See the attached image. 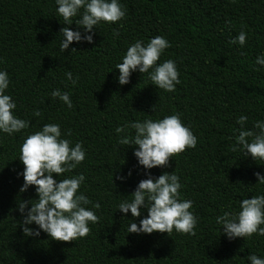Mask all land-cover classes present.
Returning a JSON list of instances; mask_svg holds the SVG:
<instances>
[{
	"label": "trees",
	"instance_id": "1",
	"mask_svg": "<svg viewBox=\"0 0 264 264\" xmlns=\"http://www.w3.org/2000/svg\"><path fill=\"white\" fill-rule=\"evenodd\" d=\"M120 3L126 9L122 20L101 23L92 44L73 42L62 53L64 22L55 0H0V70L9 74L7 92L16 101L15 114L30 121L26 130L0 134V264H247L249 254L264 257V236L226 239L215 219L264 191L253 175L264 173V161L233 151L230 139L240 115L248 117L246 128L264 119V69L254 70L256 56L264 53V0ZM241 30L247 33L243 47L230 43ZM156 35L170 44L160 60L176 62L180 83L175 90L155 88L147 74L138 72L120 85L114 66L127 46ZM66 70L78 77L75 85L65 78ZM55 88L70 93L71 109L50 96ZM37 109L40 116H33ZM173 113H180L197 143L175 154L167 167L148 172L158 177L175 171L182 198L193 201L198 216L194 233H127L128 220L138 225L140 217L121 214L116 205L147 177L133 147L117 143L122 134L115 128ZM45 123H59L62 136L71 134L64 138L82 143L85 159L73 174H84L80 191L101 205L89 233L73 241H56L43 232L26 237L19 227L17 202L36 198L33 186L19 192V149L24 136Z\"/></svg>",
	"mask_w": 264,
	"mask_h": 264
},
{
	"label": "clouds",
	"instance_id": "2",
	"mask_svg": "<svg viewBox=\"0 0 264 264\" xmlns=\"http://www.w3.org/2000/svg\"><path fill=\"white\" fill-rule=\"evenodd\" d=\"M55 5L56 14L64 22L59 31L62 38L58 45V51L62 53L73 42L92 44L93 30L98 25L115 24L126 15L120 0H55ZM72 24L77 26L76 30L68 27ZM113 35L118 36L119 33L114 31ZM246 38L247 33L241 30L231 38L230 43L243 47ZM169 47L168 40L161 35L151 37L146 43L137 39L129 44L120 62L114 66L118 71L117 82L125 85L130 75L138 72L147 74L155 88L164 92L174 91L180 83L176 62L173 59L160 60ZM73 51H76L75 48L71 49ZM257 65L259 69L255 68ZM261 69H264V53L257 55L254 61V70ZM64 75L72 85L76 84L78 77L74 78L70 70H66ZM9 85V74L0 70V134L11 136L28 129L30 121L15 114L17 104L7 92ZM50 96L58 98L68 109L73 107L68 91L55 88ZM154 111L156 105L151 108V112ZM40 114L39 109L33 112V116ZM247 120L245 115L237 118L239 127L233 130L234 135L230 137L234 141L232 150L242 152L254 161H264V119H256L252 128L245 127ZM115 132L122 134L117 140L119 145L133 147L137 166H142L147 177L140 180L131 194L124 196L116 205L121 214L140 217L138 225L134 219L128 220L127 233L168 234L175 231L192 235L198 216L192 209L193 201L182 198L178 175L174 170L171 173L162 172L158 177L148 172L154 167H167L169 159L175 154L195 147L197 137L182 122L180 113L158 119L125 121L115 128ZM64 136L59 123H45L39 130L27 133L20 145L18 160L23 169L17 175L22 176L23 183L19 192L24 193L29 186H33L36 196L35 199L17 202V211L21 216L19 227L26 237H38L43 232L56 241H73L86 236L90 231L89 225L99 219L96 210L100 209V203L91 201L80 191L86 179L84 174H73V169L85 159V149L80 141L73 143ZM253 175L257 181L255 185H264V173ZM126 176H131V170ZM117 178L123 181L126 177ZM215 219L220 226V235L226 239L251 238L253 234L264 236V191L241 199L235 209L224 210ZM247 264H264V257L249 254Z\"/></svg>",
	"mask_w": 264,
	"mask_h": 264
}]
</instances>
